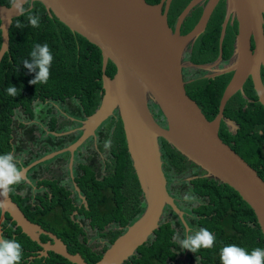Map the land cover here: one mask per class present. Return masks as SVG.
I'll use <instances>...</instances> for the list:
<instances>
[{"label":"water","instance_id":"water-1","mask_svg":"<svg viewBox=\"0 0 264 264\" xmlns=\"http://www.w3.org/2000/svg\"><path fill=\"white\" fill-rule=\"evenodd\" d=\"M174 0H161L152 5L146 0H15L10 8L0 5L2 45L0 61L10 45L13 20L24 12L25 5L43 4L71 32L98 47L103 58L104 92L100 108L84 122V136L69 151L84 145L102 125L120 117L133 169L140 184L145 209L138 220L111 245L107 264L124 259L148 236L160 228L165 207L170 206L183 218L168 191L163 172L159 140L167 141L184 157L205 172V177L231 187L252 210L264 234V180L230 144L219 136L221 123L236 135L239 124L224 116L228 102L243 88L249 78L258 102L264 108V0H225L226 14L220 35V56L228 25L237 22L232 64L220 70L219 76L233 72L220 101L219 113L208 120L185 89L184 69L209 70L187 59V52L205 32L221 0H193L180 15L175 29L170 25ZM201 18L188 34L183 25L200 2H205ZM15 5V9L13 8ZM187 59V61H186ZM113 62L117 73L107 75ZM245 99V98H244ZM157 107V108H155ZM159 113V118L155 117ZM160 120V121H159ZM49 157H46V159ZM37 164L21 170V180ZM2 218L7 212L22 231L39 243V226L32 224L9 192L0 190ZM1 232V229H0ZM56 238L60 253L74 264H82L79 255H70L65 244ZM86 264V263H85ZM102 264V263H100Z\"/></svg>","mask_w":264,"mask_h":264},{"label":"trees","instance_id":"trees-1","mask_svg":"<svg viewBox=\"0 0 264 264\" xmlns=\"http://www.w3.org/2000/svg\"><path fill=\"white\" fill-rule=\"evenodd\" d=\"M14 1L0 0V5L10 8ZM146 1L156 5L161 0ZM191 1H174L170 12L171 26H175ZM32 6L33 8L30 9L31 3L25 5L24 13L13 20L10 29V47L0 63V153L14 151L16 154H21L25 152V148L22 149L19 145L14 146L11 141L14 136L19 137L18 130L24 132L25 129L34 132L38 129L35 124L25 126V121L38 111V109H33L35 103L41 108L40 119L47 122L52 112L53 103L65 108L71 116L79 118L83 114H94L103 100L104 74L100 49L81 35L71 32L55 16L51 17L43 4L34 2ZM224 8L225 1L222 0L214 11L205 32L199 37L193 48L192 62L201 64L217 58L222 23L225 18ZM201 13L202 8L200 7H196L192 11L183 26V34L190 33L198 23ZM30 15L38 17L36 27L29 24ZM237 29V22L234 25L229 24L227 27L222 45L225 60H228L233 53ZM35 43H47L53 58L47 81L43 84L32 85L29 84V81L35 74L24 68L22 61L29 58V52ZM1 45L0 30V48ZM116 73L115 64L110 62L107 69L108 77L113 79ZM193 74V79H190L193 80L192 82L185 79L187 95L198 104L207 119L211 121L219 113L220 101L231 75L207 80L201 79V72ZM9 84L19 89L16 96H10L5 92V88ZM245 97L246 100L238 94L228 102L224 111L225 117L239 124L240 128L237 134L229 133L225 123L222 122L219 136L225 143L230 144L251 168L257 170L259 176L264 180V108L258 102V97L252 90L250 82L246 85ZM248 101L253 103H248ZM244 105L246 109L243 111ZM19 109H21V121L15 125L14 116ZM36 120L34 119V121ZM50 124H53L52 121ZM104 128L105 130L100 131L101 136L105 140L114 141L111 150L112 165L104 175L101 172L99 175L88 172L86 176L79 179V181H84L83 190L89 195V206L83 208V213L88 220L83 219V222H76L71 218L72 208L68 207L63 212L60 210L57 212V219L50 216L45 224L43 223L68 243L81 245L74 246L71 253L84 246L80 241V233L84 232L85 227L89 228V225L99 227L102 235L105 234L101 232L102 228L109 222L118 221L120 225L131 224L145 209L142 190L127 151L125 133L120 118H112L102 127V129ZM74 139L72 137L70 141ZM31 140L35 141V136H32ZM161 144L164 161L169 164V173H177L182 178V189L190 187L191 184L194 185V193L189 196L191 200L206 202L203 207L198 209L199 212L195 213L200 217L192 218L199 227L210 229L215 233L213 245L199 251L203 254L202 262L207 256L208 262H210L207 264H216L219 258L217 256L220 253L219 245L235 243L246 250L256 247L264 248V234L260 224L250 207L242 201L239 195L228 185L214 179L198 178L191 183L187 182L185 178L196 173L198 168L187 161L167 141L162 140ZM28 153L34 155L33 150H28ZM14 159L16 163H20L17 164L19 169L30 164L29 161L24 162V158L21 156L15 155ZM37 175L35 173L31 177L33 182L38 179ZM41 184L49 187L52 191L53 187L50 186L49 181H43ZM25 190L27 187L22 183L10 195L31 221H38L34 217L35 207L39 211L51 212L49 208L42 206L43 198L48 201L47 196L39 197L40 205H38L32 203L33 200L25 195ZM72 195L73 192L61 190L56 192L55 198L61 200L62 203H71ZM175 216L177 215L175 214ZM75 218L79 217L75 216ZM63 221H65L64 228L61 227ZM40 223L42 224V222ZM6 224L7 221L4 225ZM177 224L180 225V221ZM14 233H17L16 240L21 244V247H24L25 251V255H21L19 262L23 260V263L27 264V258L30 255L28 249L32 251L37 246V242L24 232L21 233L20 229ZM121 233L123 230L114 232L110 243ZM11 237H13L12 234L9 235V239ZM170 237L168 227L164 225L157 232V237H154L153 241L146 242L140 247V251L145 255L144 264H150L151 258L154 264L156 259L167 257V255L176 259V264H180L181 261L177 259L180 255L178 247L174 242L172 243ZM170 243L174 244L175 248H171L172 244ZM57 262L61 263V261Z\"/></svg>","mask_w":264,"mask_h":264},{"label":"clouds","instance_id":"clouds-1","mask_svg":"<svg viewBox=\"0 0 264 264\" xmlns=\"http://www.w3.org/2000/svg\"><path fill=\"white\" fill-rule=\"evenodd\" d=\"M13 8L15 9V5ZM30 9H32V8L30 7ZM28 22L31 26L36 27L38 24V17H33L30 15ZM9 47H10V45H9ZM52 58H53L52 53L49 51L47 43H44V44L35 43L32 46L31 51L29 52V58L24 59L22 61L23 67L26 68L29 72L35 74L33 79H31L29 81V84H32V85H34L36 83L43 84L47 81L48 76H49V67H50ZM1 62H2V60L0 61V63ZM194 64H200V63H194ZM192 68H194V67H192ZM18 91H19V89H17L12 84H9L5 88V92L10 96H16ZM243 97L245 98L244 100H246L245 95H243ZM248 103H253V102L248 101ZM52 105H53V108H52V112L50 114L51 119L49 117L48 121L45 122V121L40 119L39 111L41 110V108H39L38 104L35 103L33 109H38V111L36 113H34L32 117L28 118L25 121V126H30L32 124H35L38 126V129L34 132H30V131L25 130V129H24V132H22L21 130H18V132L20 133L19 137H17V138L15 136L13 137V139L11 141L12 144L14 146L19 145L22 147V149L25 148L24 151L27 153L22 152L21 154H16L14 151H12V153H10V152L0 153V190H2L4 193L9 192V197L12 199L13 202H15L13 200V198L11 197L10 193L12 191H15L23 183L24 186L27 187V190L24 191L25 195L30 197L32 200L34 199L35 204H36V195H35V192L33 191V187L34 186L38 187L40 191L48 188L49 190L47 191V194H44L42 196H37V199L39 197L43 198V196H47L49 199V194L51 193L50 188L45 187L41 184L43 181H49L50 186L53 187L52 190H58V191L63 190V191L73 192L72 198H70L72 200L71 203L73 204V208H72L73 212L71 214V216H72L71 218L75 219L76 222H78V221L83 222V219L88 220V218H85V213H83V208L89 206V204H88L89 195H87V193L83 190L84 181H79V179L83 176H86L88 172H92L95 175H99V172H101L104 175V173L106 174L108 168L111 167V165H112L111 150H112V145H114V141L112 142L111 140H105V138L103 136H101L99 131L105 130V128L102 129V127L112 118L115 117V119H117L119 116L117 115L118 113L116 112L117 114H115L114 117L107 120L102 125V127H100L96 131V135L94 137H91L84 145L79 146L78 148H76V150L71 152V151H69V149L84 136V134H85L84 122L87 121L88 117L91 115L83 114L79 118H75V117L71 116L70 113L65 108L60 106L59 104L53 103ZM153 111L155 112L156 110H153ZM20 113H21V109H19L17 111L16 115L14 116L15 125H17L21 121ZM156 118L157 119L159 118V113H156ZM34 119H37V120L34 121ZM51 121L53 123L52 125L50 124ZM37 126H36V128H37ZM220 128H221V126H220ZM98 132H99V134H98ZM104 132H107V131H104ZM219 132H220V130H219ZM32 136H35V141L31 140ZM72 137H74L75 139L73 141H70V139ZM125 140H126V137H125ZM89 142L91 143V145H90L88 151L85 154H82L80 152L81 149L85 145H87ZM161 142H162V139L159 140V143L161 146V148H160L161 154L163 156ZM126 144H127V142H126ZM63 147H66V148L62 149ZM126 147H127V145H126ZM28 150H33L34 155L29 154ZM127 151H128V148H127ZM64 154H70L72 156V161L70 164V168L67 171H65V169L62 170L63 171V177H62V180L60 182V185L62 186V188L57 189L56 185L53 183V181H50L49 178H44L43 181H41V179H42L41 177H43L45 173H49L50 164L53 161V159L54 158L55 159L56 158H62L63 159V157H65ZM87 154H88V158H87ZM15 155L21 156L22 158H24V162L29 161L30 164L19 169L17 167V164L19 165L20 163H16V161L14 159ZM46 157H49V158L46 159ZM130 159H131V157H130ZM161 159H162V157H161ZM163 161H164V158H163ZM163 161H162V164H163ZM187 161H189V159H187ZM190 163L193 164L192 162H190ZM35 164H37V165L34 168H32L31 170H29L28 173L26 174L27 181L30 182V184H27L25 181L21 180V170L28 168L29 166H32ZM61 164H63L65 166V165L69 164V162L66 161V162H63ZM86 164H88V167H86ZM132 165H133V163H132ZM106 166H108V167H106ZM194 166H196V165H194ZM162 168H163V166H162ZM51 170H52V168H51ZM35 173L38 174L37 175L38 179L33 182L31 180V177ZM56 175H58V174L56 173ZM139 186H140V184H139ZM169 194H170V192H169ZM142 195H143V193H142ZM47 202L48 201H46V202L43 201V203H47ZM15 204H17V203L15 202ZM18 207H19V205H18ZM24 215H25V213H24ZM75 216H78L79 218H75ZM25 217L30 221V219L26 215H25ZM8 218L14 224V231L11 228L9 235L10 234H17L14 232L17 231L18 229H20L21 233H23L22 228L20 226H17L16 222L13 220V218L7 212L4 214V218H2V212L0 209V229H1V232H0V264H24L23 260H22V262H19L21 259V255H25V251H24V247H21V244L16 240L17 235L14 237H11V239H9V236H8V238H3L1 236L2 228L5 226L4 223L7 221ZM138 218L135 221H133L131 224H128L124 228H121V230H123V233H125L126 230H128V228L138 220ZM32 224H34V223H32ZM34 225H37V224H34ZM162 226H164V225L162 223H160V228L157 231H155V233L152 236H148L143 244H145L146 242L148 243V242L153 241L154 240L153 238L157 237V232L160 231ZM104 230H105V227L102 228L101 232H103ZM85 231L94 232L95 239H97V240L99 239V236H101L100 228L94 227L93 225H89V228L85 227L84 232ZM54 233H56V232H54ZM83 233H80V239H81L80 241L81 242H82L81 234H83ZM123 233H121L120 235H122ZM214 234L210 233L206 228L201 227L198 231L192 230L191 232H184L182 234L177 233V232H173L172 236L170 238L172 240V243L174 242L182 250H188L192 253H197L198 250H200L202 248L207 249L213 245V241H214L213 235ZM27 236L29 238H31L33 241L37 242V246L34 247L33 249H36L37 247H39L38 245H41L45 248L44 251L40 252L39 256L32 258V262L30 260H28V258H27V260H28L27 264H32V263H34V264H51V263L52 264H65L66 263L65 260L70 262L67 258H65L59 252L60 249L58 247V243H57V249H54V253L56 255H58L59 258H55L51 255V253L49 254L50 248L45 243H43L41 241V238L39 236H38L39 241L41 243H39L37 240L33 239L32 236H29V235H27ZM54 236L57 237L58 239H60L65 244L66 251H67V249L69 251L70 245L72 243H68L67 241H65V239L62 236H60L57 233L54 234ZM55 240H56V238H55ZM85 241L88 244H89V242H91V241L88 242L87 240H85ZM113 242H111L110 245H112ZM172 243H170V244H172ZM91 244L93 246H95L93 242H91ZM143 244H140L137 247H135L134 249H132L131 252L127 253L128 255L124 259L120 260L119 258H117L116 262L113 264H122L123 261L130 254H132L133 251H135V249H137V251H140V247L143 246ZM93 246H91L89 244L90 248H92ZM170 247L175 248L174 244L170 245ZM220 248H221V245H219V249ZM181 249L178 248L179 254L181 252ZM68 251H67V253L70 254ZM99 253L103 254L102 252H99ZM70 255H72V254H70ZM167 256H170V255H167ZM171 258H172V256H171ZM172 259H174V258H172ZM177 259L180 260L179 256L177 257ZM192 259H193V256L191 254L186 257L187 262H191ZM202 259H203V257L201 259L199 258L200 261H202ZM218 260L221 264H264V248L256 247V248H253L251 250H246L243 247L236 245L235 243L234 244H227L220 249V256H219ZM57 261H61V263H58ZM150 261H151L150 264H153L152 258L150 259ZM180 261H181L180 262V264H181L183 261L182 260H180ZM98 264H100V263H98ZM154 264H167V262H165V257H162L161 259H156L154 261ZM196 264H198V263H196Z\"/></svg>","mask_w":264,"mask_h":264},{"label":"flooded vegetation","instance_id":"flooded-vegetation-1","mask_svg":"<svg viewBox=\"0 0 264 264\" xmlns=\"http://www.w3.org/2000/svg\"><path fill=\"white\" fill-rule=\"evenodd\" d=\"M174 1L172 3V6L174 4ZM220 2H219V4H220ZM206 3H207V1L200 2L198 5H196V7L202 8V12H203V9H204ZM219 4L215 8V10L218 8ZM172 6H171V9H170V12L172 10ZM196 7H194L193 10ZM224 10H225V14H226V3H225ZM201 15H202V13H201ZM200 18H201V16H200ZM234 23L232 25H234ZM171 27L173 29H175L176 24H175V26H171ZM197 40L195 41L194 45L188 49V52H187L188 61H190L191 58H192L193 48L195 47V44H196ZM222 51H223V49H222ZM199 52H200V49H199ZM219 56H220V47H219V54H218V56H217V58L215 60L206 61V62L201 63V64H196V65H199V66H208L209 65L210 66L209 70H203V69H199L198 70V68H192V67L185 68L184 69V75H185L184 79H189V82H192L193 80H190V79H193V77H194L193 73L201 72V79H207V80H215V79H217L219 77H222V76L231 75V78L229 80V82H230L232 77H233V75H234L233 72H230L227 75H221V76H219V73H220V70L224 69L225 67L231 66V64H232V55H231V57L228 60H225L223 58V53H222V57H221L220 60H219ZM187 59H186V61H187ZM261 79H262V82H263V85H264V67L263 66L261 67ZM248 82L251 83L249 78L247 79V82H246V84H245V86L243 88V93L244 94L238 93L241 96L245 95L246 85L248 84ZM252 90H253V87H252ZM245 109H246V106L244 105L243 111ZM154 114H155V117H156V113L155 112H154ZM158 119H160V118H158ZM227 129H228V127H227ZM99 132H98V134H99ZM112 132H114V130H112ZM228 132H229V129H228ZM90 145H91V143L89 142L87 145H85L81 149L80 152L82 154H85L88 151ZM64 148H66V147H63L62 149H64ZM64 156L65 157H63V159L62 158H56V159L54 158L53 159V161L50 164L49 173H45L44 176L41 177L42 178L41 181H43L44 178H49L50 181H53V183L56 185L57 189L62 188V186L60 185V182H61L62 177H63V171L62 170L65 169V171H67L70 168V164H71V161H72V156L70 154H64ZM87 158H88V154H87ZM66 161H68L69 164H67L65 166L63 164H61V163L66 162ZM162 161H163V156H162ZM86 167H88V164H86ZM195 167L198 168V169H196V173H194V174H192V175H190V176L185 178V180L187 182H189V183H191L193 180H196L198 178H203V179L206 178L205 177V172L202 169H200L198 166H195ZM51 168H52V170H51ZM168 168H169V164L165 163V161H163V172H164L165 177H167L168 190L170 192V195L174 198V201H175L176 205L182 211L183 218H180L179 215L175 216V213L172 210V208L170 206H167L164 209V213H163V216H162V219H161V223L168 227V233L170 234V236H172L173 232H177V233H181L182 234L184 232H191L192 230L193 231H198L201 227H199L198 223H195V220H192V218L200 217V216H197L195 213H198L199 212L198 209L200 207H203L206 202L199 201V200H191L189 196L194 193V189H195L194 185L191 184L190 187H184L182 189L181 188V186H182V183H181L182 182V178H180V176L177 173H174V172L173 173H169ZM56 173L58 175H56ZM207 179H210V178H207ZM48 190L49 189L46 188V189L40 191L38 187H36V186L33 187V191L35 192V195H36V204L40 205V200L37 199V196H42L44 194H47ZM56 192H59V191L58 190H52L51 193L49 194L48 202L42 204V206L49 208L51 212L50 213H46L45 211H39L35 207V209H34V217L38 221H35V222H33L31 220L30 221L32 223L37 224L39 226L38 236L41 238V241L43 243H45L50 248L49 254L51 253V255L53 257L59 258V256L54 253V249H57V242H56L55 238H53L51 236V234H50V233H54V232L51 229L47 228L44 224H45L46 220L50 216H52L54 219H57L56 214H57V212L59 210L63 212V209H65V208H68V207L73 208V204L72 203H62L61 200L56 199L55 198ZM43 201L46 202L44 199H43ZM32 203H35L34 199H33ZM85 218H87L86 215H85ZM178 221H180V223H181L180 225L177 224ZM40 222H42V224ZM64 225H65V221H63V223L61 224V227L64 228ZM126 225L127 224L120 225V222H118V221L109 222L108 224H106L104 226L105 230L103 231V233H105V234H102L101 236H99L98 240L95 239L94 232L85 231L83 234H81L82 243L84 244V246L82 248H79L78 251H75L74 253H71V249H73L74 246H81V245H78V243L71 244L69 251H68V249H67V251L70 254H72V256L73 255L74 256L75 255L81 256L83 258V260H84L82 262V264H85V263L86 264H98V263L107 264L105 262V260L107 259L108 256H110V249H111L110 238L113 237L114 232H116L117 230H121V228H124ZM11 228L14 231V224L8 218L7 219V224L2 228L1 236L3 238H8ZM208 231L210 233L214 234V232L212 230L209 229ZM54 234H56V233H54ZM12 236L14 237V236H16V234H12ZM85 240H87L88 242L89 241L93 242L95 246H93L91 244V242H89V244L91 246H93L92 248L89 249V244ZM38 246L39 247H37L36 249H32V251H31V249H28V252H30L28 260H30L31 262H32V258L33 257L39 256L40 252L44 251V249H45L41 245H38ZM176 246L179 249H181L178 245H176ZM223 246H225V245H221V248ZM199 251H201V249L198 250L197 253H192V252H190L188 250H182L181 249V252H180V255H179L180 260L183 261L181 264H196V263H198V259L199 258L201 259L202 255H203ZM99 252H102L103 254L101 255V253H99ZM190 254L193 256V259H192L191 262H187L186 257L189 256ZM218 255H220V253ZM144 261H145V255L142 254L140 251H137V249H135V251H133V253L130 254L123 261L122 264H144ZM65 262H66L65 264H74V263L68 262L66 260H65ZM165 262H167V264H176V259L174 260V259L171 258V256H167V257H165ZM204 262L208 263L207 256L204 258ZM218 262H219V260H218Z\"/></svg>","mask_w":264,"mask_h":264},{"label":"rangeland","instance_id":"rangeland-1","mask_svg":"<svg viewBox=\"0 0 264 264\" xmlns=\"http://www.w3.org/2000/svg\"><path fill=\"white\" fill-rule=\"evenodd\" d=\"M236 245H238V244H236ZM238 246H240V245H238ZM240 247H242V246H240ZM244 248V247H243ZM220 255H218L217 256V258L219 257ZM203 263H205V262H202V261H200L199 259H198V264H203ZM208 263H210V262H208ZM219 263V262H218ZM218 263H216V264H218ZM207 264V263H206ZM215 264V263H214Z\"/></svg>","mask_w":264,"mask_h":264}]
</instances>
